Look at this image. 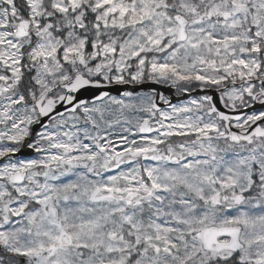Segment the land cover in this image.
I'll list each match as a JSON object with an SVG mask.
<instances>
[{
	"label": "snow or ice",
	"instance_id": "snow-or-ice-1",
	"mask_svg": "<svg viewBox=\"0 0 264 264\" xmlns=\"http://www.w3.org/2000/svg\"><path fill=\"white\" fill-rule=\"evenodd\" d=\"M0 264H264V0H0Z\"/></svg>",
	"mask_w": 264,
	"mask_h": 264
},
{
	"label": "water",
	"instance_id": "water-1",
	"mask_svg": "<svg viewBox=\"0 0 264 264\" xmlns=\"http://www.w3.org/2000/svg\"><path fill=\"white\" fill-rule=\"evenodd\" d=\"M118 88H120V90H124V87H127L128 90H133L132 86H117ZM150 87H154L156 89H158L160 92H162L164 95H169L170 99L172 102L176 101V100H180V99H185L188 98L187 96H176L174 94V89H166L163 86L160 85H144V86H135V91L139 92V91H147ZM113 94H118L116 89H113ZM163 107V105H161ZM31 153L30 151L25 150L24 152H22L20 155L21 156H29Z\"/></svg>",
	"mask_w": 264,
	"mask_h": 264
},
{
	"label": "rangeland",
	"instance_id": "rangeland-1",
	"mask_svg": "<svg viewBox=\"0 0 264 264\" xmlns=\"http://www.w3.org/2000/svg\"><path fill=\"white\" fill-rule=\"evenodd\" d=\"M187 100V99H186ZM183 101H185V100H183ZM183 101H179V102H176V103H181V102H183Z\"/></svg>",
	"mask_w": 264,
	"mask_h": 264
},
{
	"label": "flooded vegetation",
	"instance_id": "flooded-vegetation-1",
	"mask_svg": "<svg viewBox=\"0 0 264 264\" xmlns=\"http://www.w3.org/2000/svg\"><path fill=\"white\" fill-rule=\"evenodd\" d=\"M27 151H29V150H27Z\"/></svg>",
	"mask_w": 264,
	"mask_h": 264
}]
</instances>
